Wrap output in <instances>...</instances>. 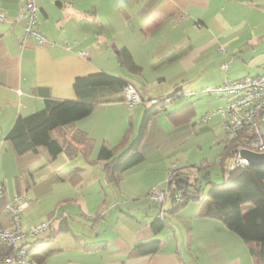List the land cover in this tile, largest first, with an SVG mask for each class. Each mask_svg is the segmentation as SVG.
I'll return each instance as SVG.
<instances>
[{
    "label": "crops",
    "instance_id": "0c3cea01",
    "mask_svg": "<svg viewBox=\"0 0 264 264\" xmlns=\"http://www.w3.org/2000/svg\"><path fill=\"white\" fill-rule=\"evenodd\" d=\"M24 1L0 0V15L3 16L0 19V186L6 201L14 195H23L28 208L27 191L37 184L35 177L41 162L49 164L57 159H50L41 147L34 153L16 155L5 140L16 119L41 109L47 99H75L72 89L75 77L93 71L107 73V67L99 62L101 59L113 63L110 70L134 85L145 101L157 100L152 99L154 96L151 97L148 85L162 86L169 78L175 81L173 91L168 90L170 94L166 97L162 95L164 99L177 91L176 97L169 102L172 104L169 111L159 113L149 123L140 147L143 161L125 172L132 173L131 179H140L137 186L141 187V181L147 178V190L154 186L164 187L172 164L177 169H190L191 179L208 173L207 157H201L198 163V153L190 148L194 139L212 132V125L200 124L204 116L199 119L195 104L190 101L174 103V100L192 97L193 90L218 85L221 75L229 71L227 64L226 71L221 70L225 54L237 58L249 56L250 63L263 70L253 77L264 75V0H37L38 31L46 39L41 47L32 38L24 43L21 41L25 22L20 14ZM129 43V48L119 49ZM222 44L227 47L220 51L221 55L217 45ZM123 48L141 68L139 75H127L120 66L117 52ZM80 52L87 54L86 59L79 56ZM133 79H140L141 88ZM113 107L128 109L120 102L101 104L73 127L93 140L91 134L95 130L105 128L110 118L119 119ZM97 109H101V115ZM131 120L132 116L128 123L131 124ZM213 140L224 151V139L214 137ZM93 143L90 156L94 153L97 156L101 145ZM60 155L69 162L64 154ZM172 156L174 163L169 161ZM83 163L87 170L101 168L105 179L103 162L91 166L84 160ZM17 174L21 177L16 180L13 191L6 180ZM153 174L156 176L151 180ZM58 176L62 182L67 180H63L67 174ZM134 194L131 193L130 201L140 207L126 214L122 234L95 243L105 245L89 251L83 249L86 244H66L65 251L78 255L66 264H253L246 245L224 226L222 220L203 215L207 200L190 201L173 210L169 195L161 217L164 227L155 233L152 223L159 216V209L146 196ZM78 202L76 199L65 201L77 204L81 216L93 219L82 212L84 207ZM60 215L64 219L65 212ZM67 216L70 218V214ZM93 220L97 226L103 217L96 215ZM0 223L5 228L6 225L10 227L2 215ZM118 225H121L120 220L116 222V227ZM92 235L91 231L89 236ZM74 240L80 242L77 238ZM156 240L161 242L157 253L129 256L135 245Z\"/></svg>",
    "mask_w": 264,
    "mask_h": 264
},
{
    "label": "trees",
    "instance_id": "16d2710c",
    "mask_svg": "<svg viewBox=\"0 0 264 264\" xmlns=\"http://www.w3.org/2000/svg\"><path fill=\"white\" fill-rule=\"evenodd\" d=\"M117 57L127 75L141 73V68L134 64L127 49L119 50ZM127 83L102 71L77 76L72 82L75 99L45 100L41 109L27 117L16 119L5 140L11 144L18 156L34 153L41 147L52 160L64 154L69 161L80 156L87 165L103 162L105 180L109 184L117 185L125 172L143 161L140 147L149 123L159 113L165 112L166 106L177 95L176 91L167 98L160 99L157 104H149L151 100L142 99L145 106L138 129L133 131L129 128L120 144L115 147L102 143L98 148L96 161L92 162L89 159L94 146L93 141L73 126L88 117L98 105L124 103L123 88ZM223 144L224 151L218 161L222 171V184L211 182L207 172L199 179H191V171L188 168L176 169L172 172L167 187L173 210L183 207L190 201L207 200L203 215L222 220L224 226L246 245L253 264H264V165H249L243 169L226 170V161L232 143L225 139ZM65 179L73 185L79 183V180H73L72 177L69 179L67 176L63 178ZM179 191L181 202L175 203L173 196ZM6 202L4 197L0 207ZM64 207L60 209L61 212H64ZM60 216L48 220L49 232L46 235L30 238L20 245L25 249L30 264L45 262V256L38 251L42 243L55 237L57 233L70 231L65 217L63 219ZM163 227V218L157 216L152 223L153 231L159 232ZM104 245H84L83 249L89 251ZM160 246L161 242L158 240L140 243L131 249L129 256L152 255L158 252ZM12 254L14 251L10 246L0 244V264H6L5 260Z\"/></svg>",
    "mask_w": 264,
    "mask_h": 264
},
{
    "label": "rangeland",
    "instance_id": "374dc122",
    "mask_svg": "<svg viewBox=\"0 0 264 264\" xmlns=\"http://www.w3.org/2000/svg\"><path fill=\"white\" fill-rule=\"evenodd\" d=\"M36 22L38 23L37 18ZM130 45L131 43L126 46H121L119 49L122 47L129 48ZM226 47L227 46H225V44L217 45V51L219 54H221L220 51L222 52V50ZM223 56H226V59L223 60L221 64H227L229 66V71L224 73V75H221V81L218 85H220L225 79L234 81L263 73L262 69H258L256 68V65L250 63V57L247 55H239L238 58L229 54H225ZM99 62L102 66L107 67V74L118 78L116 75L117 72H114L109 68L111 64L113 65V63L108 62L105 59H101ZM94 72L95 71H93V73ZM171 79L172 78H169L167 83L161 84L162 86H158L157 84L148 85V90L152 91L151 97L154 96L152 99L160 100L162 99V95L163 97H166L170 94V92H167L168 90L171 91L172 89L173 91L175 81ZM133 81L137 87L141 88L139 85L140 79H133ZM218 85H209L205 88L213 90ZM205 88H202L203 90L201 88L197 91L193 90L195 92L192 93V97L190 98L188 96L176 98L174 103L184 101L183 103L185 104L190 101L195 104L199 112V119L201 116H206L208 113L212 114V112H216L224 106L226 99L224 97L217 96L215 93H206L204 91ZM144 106V103L136 105L132 111H129L128 109L126 110V108L122 109L119 107H113V109L119 113V119L116 120V118H113L112 120L110 118L108 121L107 117L105 119L106 123L108 121L107 126L105 128L103 127L102 130H95V132L91 134V139H93L92 141H94L97 146H100L104 142L109 144L111 147L119 145L127 129L131 126L133 131L138 129V123L141 121L140 117L142 116ZM171 106L172 104H168L166 109L169 111ZM100 111L101 109H99L97 113ZM99 114L101 115L102 113ZM214 115L212 114L210 116V121L208 123H201L199 121L200 124L203 125H212V132L206 136L201 135L199 138L194 139L191 143L190 149H194V151L198 153V163H200L201 157H207V164L209 166L207 171L210 176V181L216 184H222V171L218 161L219 156L220 154L222 155L223 151H221L222 147H218L217 143H215L213 139L214 137H217L218 139L225 140L226 134L222 124V117ZM130 116H132L131 124L128 123ZM95 157L94 153L90 156V159L94 161ZM173 157L174 156L169 159L170 162L173 161L172 163L175 162ZM83 160V158H76L66 163L65 158H63L62 155H59L56 160L49 164L41 162V167L35 177L37 184L35 186H31L27 191L26 200L28 201V208L20 215V228L22 232L28 233L36 225L48 221L56 216L59 217L62 206H65L63 208L65 217L68 218L67 214H70V218L66 219V221L68 220L67 224L70 228V231L67 232L68 235H66V233H57L55 237L42 243L38 248V251L42 253L43 256H45L46 261H48L47 264H66L69 260L78 258L76 253L69 252L67 250L65 251V249H63L66 244L89 245L110 240L116 234L121 235L124 230L121 226L124 225L123 221L127 220L126 214L130 212V210L135 212L134 210L137 207H140L139 205L134 206V203L130 201L131 193H137V195H141V197L146 196L148 198L151 190L156 187L154 186L147 190L146 186L149 183L147 178L141 181V187L137 186L138 180L140 179H138V177L131 179L132 173L123 174L117 185L115 183L109 184L105 181L101 168L96 167L87 170ZM198 163H196V165H198ZM173 165L174 164H172V166ZM172 166L170 170L172 169ZM52 170L56 173L53 174ZM62 174H67L69 179L72 177L73 180H79L81 183L71 185L68 180L62 182L58 176ZM16 176H18V178H16ZM16 176H12L11 178L8 176L6 180L8 185H10V189L13 191H15L16 180L18 181L20 179L21 174H17ZM150 176V179L152 180L156 174ZM202 176L203 174H201L200 178H202ZM167 180L168 176L164 182V187L166 186ZM201 183L203 182L201 181ZM67 199L78 200V203L82 204L84 207V211L82 212L86 213L93 219L94 217L96 219V215H101L103 220H101L96 226V224H94L96 221L91 218H85L84 215H80L82 213L78 206H75L77 204L70 205L65 203ZM150 201L158 208L156 202L152 200ZM4 218L5 217L3 216V220ZM118 220H120L121 225L116 227V222ZM92 224H94V228L91 229L90 226H92ZM6 226L8 227V225ZM91 231L93 232V235L89 236ZM88 232L89 234H87ZM69 236H72L73 238H69ZM74 238H77L80 242L78 243L74 240Z\"/></svg>",
    "mask_w": 264,
    "mask_h": 264
},
{
    "label": "built area",
    "instance_id": "2783aa9c",
    "mask_svg": "<svg viewBox=\"0 0 264 264\" xmlns=\"http://www.w3.org/2000/svg\"><path fill=\"white\" fill-rule=\"evenodd\" d=\"M38 13L37 0H25L21 8L20 18L24 20V35L22 43L30 38L34 39L38 46H44L46 39L38 31L36 17ZM3 16L0 15V19ZM79 56L86 59L87 54L80 52ZM227 65L223 64L221 70L226 71ZM206 93H215L224 97L226 102L222 108L212 114L222 117L225 139L232 143V149L226 161V170L243 169L249 166L246 159L241 157V152L246 151L256 155L264 154V75L249 77L231 81L225 79L213 90L205 89ZM124 104L131 110L136 105L142 104V98L137 89L131 83L123 88ZM159 100H151L149 104H157ZM211 113L202 118L206 122ZM177 168L173 165L169 171L165 187H154L149 193L148 199L156 202L159 209V217L164 214V205L169 197L168 183L172 178V172ZM5 197L4 190L0 186V203ZM175 203L181 202V192L173 196ZM27 208L25 196L14 195L0 207V215L5 216L9 228L0 223V244L10 246L14 254L9 256L6 264H30L26 257V251L20 245L30 238L44 236L49 232V222H42L33 227L28 233L22 232L20 228V215Z\"/></svg>",
    "mask_w": 264,
    "mask_h": 264
},
{
    "label": "water",
    "instance_id": "95a60500",
    "mask_svg": "<svg viewBox=\"0 0 264 264\" xmlns=\"http://www.w3.org/2000/svg\"><path fill=\"white\" fill-rule=\"evenodd\" d=\"M241 157L246 159L250 166L264 165V154L256 155L246 151H242Z\"/></svg>",
    "mask_w": 264,
    "mask_h": 264
}]
</instances>
